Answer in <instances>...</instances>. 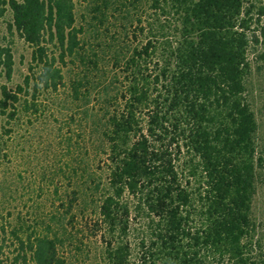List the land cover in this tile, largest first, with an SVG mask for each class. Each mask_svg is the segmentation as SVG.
I'll return each instance as SVG.
<instances>
[{"label": "trees", "instance_id": "16d2710c", "mask_svg": "<svg viewBox=\"0 0 264 264\" xmlns=\"http://www.w3.org/2000/svg\"><path fill=\"white\" fill-rule=\"evenodd\" d=\"M8 12L32 58L22 84L1 86L0 119L64 93L59 111L79 129L65 139L80 183L16 264H85L79 217L96 229L97 264H264L250 92L264 0H0ZM14 63L0 41V75Z\"/></svg>", "mask_w": 264, "mask_h": 264}, {"label": "rangeland", "instance_id": "374dc122", "mask_svg": "<svg viewBox=\"0 0 264 264\" xmlns=\"http://www.w3.org/2000/svg\"><path fill=\"white\" fill-rule=\"evenodd\" d=\"M83 9L78 5L79 14ZM11 19L12 14L8 12L0 20V41L13 47L14 70L11 78L5 73L0 75V89L6 84L8 89L14 90L29 73L32 47L19 37L15 29L9 28ZM258 65L254 68L250 92L259 120L264 156V64L259 62ZM63 96L64 93H61L59 99L50 98L42 107V112L34 113L32 109L25 111L22 108L14 118H9L7 114L1 116L0 264H16L15 258L24 253L21 240L25 242V250H28L30 238L33 240L48 224L54 226V216L62 218L71 191L80 183L77 175L71 176V167L77 165L76 151L68 148L65 139L72 134L76 140L79 129L75 122L68 126V116H63L59 111L57 103ZM62 109L66 113V109ZM59 114L61 117L56 121L55 116ZM63 203H66L64 208ZM67 216L65 223L69 224ZM254 216L258 225L257 234L264 237L263 168L260 169L254 197ZM76 225L75 231L79 236H89L86 238L89 255L83 259L84 263L97 264L99 258L96 256H100L102 248L101 243L96 241V229L91 223L87 227L80 217Z\"/></svg>", "mask_w": 264, "mask_h": 264}]
</instances>
